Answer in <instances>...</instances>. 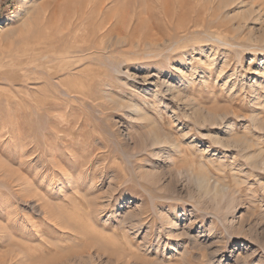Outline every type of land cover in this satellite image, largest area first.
Segmentation results:
<instances>
[{
  "label": "rangeland",
  "instance_id": "rangeland-1",
  "mask_svg": "<svg viewBox=\"0 0 264 264\" xmlns=\"http://www.w3.org/2000/svg\"><path fill=\"white\" fill-rule=\"evenodd\" d=\"M235 4L0 0V264H264V0Z\"/></svg>",
  "mask_w": 264,
  "mask_h": 264
},
{
  "label": "bare ground",
  "instance_id": "bare-ground-1",
  "mask_svg": "<svg viewBox=\"0 0 264 264\" xmlns=\"http://www.w3.org/2000/svg\"><path fill=\"white\" fill-rule=\"evenodd\" d=\"M185 1L187 2V0H185ZM209 1H213V2H214V1H217L219 7H220L221 5L224 6V7H226V6H229L230 4H233V5H234L236 0H209ZM238 1H239V0H238ZM169 3H170V2H169ZM235 5H236V4H235ZM173 6H174V4H173ZM248 6H249V5H248ZM248 6H247V7H248ZM249 8H250V7H249ZM250 9H251V8H250ZM193 10H194V9H193ZM173 11H174V10H173ZM247 11H248V10H247ZM253 11H254V10H252V11H248L247 13H243V16L241 17V19H243L244 21L247 22L248 18L251 17ZM186 13H187V12H186ZM193 13H194V12H193ZM208 15H209V14H208ZM208 20H209V19H208ZM198 23H199V22H198ZM236 23H237V22H236ZM244 23H245V22H244ZM191 24H192V23H191ZM195 24H196V23H195ZM219 24H220V23H219ZM234 24H235V23H234ZM197 25H198V24H197ZM201 27H202V26H201ZM237 28H238V27H237ZM237 28H236V29H237ZM202 29H203V28H202ZM238 29H239V28H238ZM26 35H27V34H26ZM234 35H235V34H234ZM26 38H27V37H26ZM233 40H234V39H233ZM38 41H39V40H38ZM257 41H259V42H264V40H262V38H258ZM38 43H39V42H38ZM38 43H37V44H38ZM36 46H37V45H36ZM33 48H34V47H33ZM43 48H44V47H43ZM30 50H31V49H30ZM32 50H33V49H32ZM33 59H34V58H33ZM30 60H31V59H30ZM30 60H29V61H30ZM214 116H215V115H214ZM214 116H213V117H214ZM211 119H212V118H211ZM212 121H213V120H212ZM154 140H155V139H154ZM152 144H153V143H152ZM203 182H204V181H202V180L199 179V183H200V184H203ZM200 184H199V186H201V189H203L204 186H203V185H200ZM202 186H203V188H202Z\"/></svg>",
  "mask_w": 264,
  "mask_h": 264
}]
</instances>
